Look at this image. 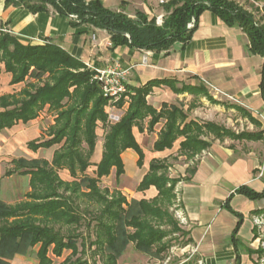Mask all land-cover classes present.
Returning a JSON list of instances; mask_svg holds the SVG:
<instances>
[{
	"label": "trees",
	"instance_id": "trees-1",
	"mask_svg": "<svg viewBox=\"0 0 264 264\" xmlns=\"http://www.w3.org/2000/svg\"><path fill=\"white\" fill-rule=\"evenodd\" d=\"M5 6L24 8L34 14L49 12L52 8L69 18L74 27L106 30L115 48L126 45L132 49L166 54L176 43L187 44L199 16L205 10H211L228 25L242 28L249 39V51L264 58V25L226 0H171L164 6L162 26L157 25L156 16L138 11L133 18L123 11L109 10L99 0H5ZM73 15L77 20L71 18ZM193 20L194 27L189 28ZM2 67L12 75V85L25 83V87L18 94L0 97V109H3L0 111V132L20 122L27 124L35 120L48 106L56 113L52 138L35 148L62 146L56 150L51 163L23 158L14 161L15 171L31 176V192L20 203L8 205L1 199L0 182V264H10L9 260L16 255H27L40 243L39 264H53L48 259L53 245V253L57 256L64 249H72L77 256L80 239L83 256L86 239L78 231L83 226L88 227L89 240V233H93L90 247H95L92 252L94 261L89 263L81 256L68 258L60 264H98L96 257L101 264H118L131 243L138 252L159 258L167 250L163 240L178 230L167 207L175 198L174 190L181 177L171 178L169 164L153 160L137 191L145 192L155 187L157 196L150 200L131 201L120 191L111 193L108 189H101L100 181L108 177L113 168L117 180H120L125 172L121 155L127 149L139 153L142 165L143 152L135 141L132 128L148 116L152 117L150 127L162 118L167 119L154 149H172L173 143L184 137L179 154L188 158L209 147L200 135L205 130L213 131L214 125L201 126L195 121L187 123L188 115L176 105L164 104L160 111L151 107L147 96L154 87L167 83L164 80L128 88L126 94L111 103V99L104 96L101 82L95 79V71L62 48L55 44L24 45L15 36L0 30V74ZM262 88L264 94V69ZM188 90L191 89L184 87L181 91ZM127 97L128 108L120 121L111 125L102 160L97 165L95 177H90L86 172L92 165L98 122L108 121L106 107L109 104L122 108ZM238 139L259 141L263 139V132L242 134ZM64 169L70 171L75 179L73 182L60 179L58 172ZM236 192L252 200L264 199V190L258 193L242 186ZM79 201L87 202V207L81 209ZM58 224L77 228L64 233L61 228H56ZM165 225H173L172 231L164 230L162 226ZM258 252L264 256L262 247Z\"/></svg>",
	"mask_w": 264,
	"mask_h": 264
},
{
	"label": "crops",
	"instance_id": "crops-1",
	"mask_svg": "<svg viewBox=\"0 0 264 264\" xmlns=\"http://www.w3.org/2000/svg\"><path fill=\"white\" fill-rule=\"evenodd\" d=\"M99 1L109 10L123 11L133 18L137 12L133 9L141 2ZM142 6L140 11L150 15L148 5L142 2ZM0 30L8 31L24 45L55 44L88 68L93 66L107 69L115 63H120L124 68H130L127 79L129 89L143 87L154 80L166 81L167 83L154 87L147 96V103L157 111H160L164 104H168L179 106L185 112L195 95L203 89L200 86H207L221 98L242 107L259 123L262 120L264 122L262 88L264 58L249 51V39L242 28L228 25L211 10H205L199 16L189 42L185 45L176 43L168 54L132 49L126 45L115 48L106 30L89 26L74 27L69 18L58 14L52 8L49 12L34 14L24 8L6 7L5 0L0 1ZM11 81L12 75L2 67L0 97L18 94L25 87V83L12 85ZM184 87L191 90L181 91ZM126 101L122 108L109 104L106 107L108 121L98 122L92 165L86 172L90 177H95L97 165L102 160L105 138L111 125L119 122L128 108V97ZM114 102L116 101H111ZM191 113L195 119L201 118L202 113L198 108ZM49 114L52 121L51 125L46 126V116ZM55 118L56 115L51 116L47 106L35 120L27 124L20 122L0 132L1 199L6 204L16 205L31 192L29 184L31 176L15 171L14 161L23 158L41 159L51 163L56 150L62 146L35 148L36 145L51 139L47 131L55 124ZM151 118L148 116L145 120L138 121L132 128L135 141L143 152L142 165L139 163V153L133 149H127L121 155L125 172L120 179H133L136 184L134 191L128 190L127 193L121 191L122 194L128 200L155 198L158 194L155 187L145 192L137 191L149 171L151 162L158 160L176 165L174 167L177 170H173L171 175L182 179L178 184L180 207L187 219L191 245L200 264H261L264 256L258 252L261 248V235L255 220L263 215L264 199L252 200L236 191L242 186H247L258 193L264 190V124L260 129L263 132V139L250 142L252 147L250 152L231 148L221 140H213L207 150L202 154L198 153L195 159L188 160L187 156L178 155L181 143L186 139L184 137L178 138L172 149L164 151L154 149L167 119L162 118L150 127ZM194 118L189 115L188 120ZM135 167L143 172L135 174ZM170 168L173 169L172 166ZM190 170L194 172L189 173ZM58 174L65 182L75 180L69 170H60ZM15 175L27 178V189L21 198L10 203L5 201V183ZM104 178L107 177H103L101 181ZM56 228H61L65 233L74 231L77 227L58 224ZM78 231L85 234L83 237L86 239V250L83 256L81 239L77 244V256H74L72 249H64L62 254L57 256L53 253V245L48 252V259L53 264L81 256L89 263L94 261L92 252L95 247H90L88 227H80ZM40 248L41 243L33 247L27 255H16L9 263L39 264ZM88 252L90 256H86ZM125 255L126 253L118 260V264ZM96 259L98 264H101L99 257Z\"/></svg>",
	"mask_w": 264,
	"mask_h": 264
},
{
	"label": "rangeland",
	"instance_id": "rangeland-1",
	"mask_svg": "<svg viewBox=\"0 0 264 264\" xmlns=\"http://www.w3.org/2000/svg\"><path fill=\"white\" fill-rule=\"evenodd\" d=\"M139 4H136V9L134 11L142 10V2L146 3L149 7L151 16H160L165 15L164 6L167 5L171 0H140ZM163 1V3H162ZM227 2L234 3L240 9H243L245 12L254 16L255 20L260 24L264 25V0H226ZM141 12V11H140ZM136 16V14L134 15ZM32 81V80H28ZM200 86V85H199ZM203 90L200 89L195 98L188 105L186 102L187 98H185V106L188 105V109L185 110V113L191 115L194 118L192 110L198 108L201 111V118L198 119H187V123L190 121H195L199 125L204 126L207 123L213 124L215 129L213 131H207L200 135V138L205 142L210 143L213 140H221L226 142L231 148H234L239 151L250 152L252 147H250V142H258V141H250L247 139H238L239 135L242 134H257L261 132V126H263L264 122L259 123L256 119H254L248 112H246L242 107L237 106L235 103L226 100L225 98H221L217 94V92L213 91L210 87H202ZM202 99V100H201ZM51 111V116L56 115ZM46 126L51 125L52 119L50 118V114L46 116ZM262 124V125H260ZM54 125L48 129L49 136H51V130ZM223 134V136L221 134ZM221 135V136H219ZM261 141V140H259ZM244 146V147H243ZM258 146V145H257ZM255 146V147H257ZM207 150V149H205ZM203 150V151H205ZM200 154H202V152ZM182 156V154H178ZM197 155V154H196ZM196 155L193 157L187 158L188 160L195 159ZM178 156V157H179ZM187 156V155H183ZM168 164V162H166ZM172 166L173 169L170 168ZM174 164H169L168 174L171 178H174L171 174L173 170H177ZM194 166V165H190ZM179 168V167H178ZM91 170V169H90ZM109 177L104 178L99 186L101 189H108L111 193L113 191H124L128 192V190L134 191L136 188V184L133 179H125L122 178L119 181L116 178V170L112 169ZM143 172L142 170L136 169L135 174L137 172ZM91 173V172H90ZM180 183V182H179ZM178 183V184H179ZM178 184L174 190L175 198L172 200V204L167 207L170 215L175 224H177V231H173L170 235H168L164 240L163 244L167 246V250L161 254L159 258L153 257V255L140 253L135 249V245L133 243L129 244L127 250L125 251L126 255L120 264H200V261L197 260L193 247L191 245V240L189 238V233L187 231V223L181 222L178 217V213L182 212L180 207L179 195H178ZM6 188V197L5 201L13 203L21 198L25 190L27 189V178L20 177L15 175L13 178L7 180L5 183ZM130 198V194H128ZM137 198H130L128 201ZM138 200V199H137ZM80 202V201H79ZM87 203V202H86ZM86 203L80 202L81 209H85L87 207ZM264 214V210H263ZM262 215V214H261ZM90 218V217H88ZM173 225H165L162 226L164 230L172 231ZM92 231V230H91ZM84 234V232H81ZM88 234V233H87ZM91 234L90 241L94 240V237ZM85 235V234H84ZM261 241L260 247L264 243V226L260 229ZM124 253V254H125ZM88 252L86 254L89 255ZM123 254V255H124ZM90 256V255H89ZM86 258V257H85ZM262 264V263H261Z\"/></svg>",
	"mask_w": 264,
	"mask_h": 264
},
{
	"label": "built area",
	"instance_id": "built-area-1",
	"mask_svg": "<svg viewBox=\"0 0 264 264\" xmlns=\"http://www.w3.org/2000/svg\"><path fill=\"white\" fill-rule=\"evenodd\" d=\"M163 3V1H162ZM72 19L77 20V16H71ZM157 25L162 26L164 22V15L156 17ZM194 20L188 25L189 28L194 27ZM5 32H8L5 30ZM92 71H95V79L99 80L102 84V89L105 97L111 99V101L119 100L124 94L127 93V79L129 76L130 68H124L120 63H115L113 66L107 69H98L93 66L89 67ZM178 217L181 222L187 223V219L183 212L178 213ZM256 225L262 229L264 226V214L258 217ZM264 249V243L261 246ZM264 264V257L262 259Z\"/></svg>",
	"mask_w": 264,
	"mask_h": 264
}]
</instances>
